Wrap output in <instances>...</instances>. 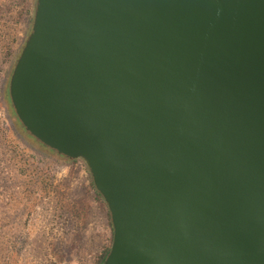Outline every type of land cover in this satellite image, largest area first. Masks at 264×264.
<instances>
[{
    "label": "water",
    "instance_id": "obj_1",
    "mask_svg": "<svg viewBox=\"0 0 264 264\" xmlns=\"http://www.w3.org/2000/svg\"><path fill=\"white\" fill-rule=\"evenodd\" d=\"M8 96L86 165L103 264H264V0H36Z\"/></svg>",
    "mask_w": 264,
    "mask_h": 264
},
{
    "label": "rangeland",
    "instance_id": "obj_2",
    "mask_svg": "<svg viewBox=\"0 0 264 264\" xmlns=\"http://www.w3.org/2000/svg\"><path fill=\"white\" fill-rule=\"evenodd\" d=\"M22 1L0 0V264H91L109 245L112 228L86 165L43 149L5 98L31 31L27 16L19 15ZM16 49L17 57H9ZM25 164L39 174L49 171L52 185L45 193L27 196L31 170Z\"/></svg>",
    "mask_w": 264,
    "mask_h": 264
},
{
    "label": "trees",
    "instance_id": "obj_3",
    "mask_svg": "<svg viewBox=\"0 0 264 264\" xmlns=\"http://www.w3.org/2000/svg\"><path fill=\"white\" fill-rule=\"evenodd\" d=\"M35 1L36 0H24V2L22 1L21 4H20L19 15L20 16H23V15L27 16V22L30 23V27H31L32 20H33V13H34V9H35ZM21 46H23V45H21ZM21 46H20V48H21ZM17 49H16L15 53H14V51H8V56L9 57L10 56H16ZM19 50H18V54H20ZM10 75H11V73H10ZM9 78H10V76H9ZM8 83H9V80H8ZM5 98H6V100L8 102H10L9 96H8V86L6 87ZM39 145L43 149L47 150L52 155H54L56 158L65 159L63 156L58 155L56 152H54L51 149L45 147L41 143H39ZM26 166L27 165L25 164L24 165L25 171L26 170H31L30 173L28 174L30 180L28 181V185L26 186L27 196L31 197V195L34 194L36 191H40L42 193H45L48 190V188L52 185V182H51V179H50L51 178V174L49 173V171H44L43 173L39 174V172L37 170H35V169H27ZM95 194H96L98 200L102 201L100 195L97 192H95ZM109 225L111 226L110 221H109ZM111 241H112V239H111ZM111 241H110L108 246L104 247L97 255H95L92 258L91 264H103L107 254L109 252ZM5 263H7V261L3 260L1 262V264H5Z\"/></svg>",
    "mask_w": 264,
    "mask_h": 264
}]
</instances>
